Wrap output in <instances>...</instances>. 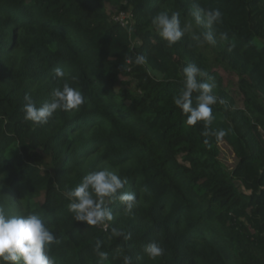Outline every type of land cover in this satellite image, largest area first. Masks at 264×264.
<instances>
[{
	"label": "trees",
	"instance_id": "16d2710c",
	"mask_svg": "<svg viewBox=\"0 0 264 264\" xmlns=\"http://www.w3.org/2000/svg\"><path fill=\"white\" fill-rule=\"evenodd\" d=\"M193 3L223 13L216 45L188 33L169 47L153 18L179 12L199 33ZM138 55L145 64L135 65ZM188 63L214 78L224 101L212 106L211 129L227 133L220 141L204 135L203 122L188 126L174 104ZM218 67L239 76L243 107ZM65 82L83 93L82 106L46 125L24 120L26 94L39 107ZM222 141L239 158L231 172L219 159ZM101 169L127 178L122 191L138 205L129 214L106 199L113 220L88 226L68 210V192ZM0 185L6 214H37L56 233V264H123V255L133 264H264V0H0ZM112 228L131 239L110 238ZM150 242L162 256L149 259Z\"/></svg>",
	"mask_w": 264,
	"mask_h": 264
},
{
	"label": "clouds",
	"instance_id": "9594fccd",
	"mask_svg": "<svg viewBox=\"0 0 264 264\" xmlns=\"http://www.w3.org/2000/svg\"><path fill=\"white\" fill-rule=\"evenodd\" d=\"M191 17L195 26L203 31H194L192 20L182 24L179 12H161L153 18L155 30L160 38L167 42L168 46L179 42L186 34L191 33L192 40L198 45L215 46L217 33L215 27L223 22V13L217 9H204L198 3H193ZM219 40L228 41L227 32L219 33ZM128 63H133L128 59ZM135 65L146 63V57L138 55L134 60ZM183 89L173 97L174 104L182 110L187 119L185 123L194 127L198 122H203L204 135H213L217 141L227 134L223 129H211L213 105L224 101L213 93L216 87L215 80L207 71L194 63H188L182 69ZM54 76L58 79L66 77L62 68L54 69ZM197 93L196 104L193 106V94ZM24 120L35 125H46L58 111L69 112L78 109L85 103V96L78 89L71 87L67 82L62 88L52 91L49 101L37 107L32 97L28 94L24 97ZM127 178H121L116 172L101 169L88 173L82 182L68 192L70 203L68 210L73 214L77 222H85L88 226H107V222L113 220V211L106 206L109 201L119 200L125 205L124 210L131 214L138 205L135 192H124ZM3 185H0L2 188ZM123 236L125 240L131 239V234H124L117 228H112L111 237ZM56 233L50 229L46 222L37 214L8 215L0 208V264H56L49 254L50 247L58 243ZM102 242L98 241L95 253L102 260L107 258V253L101 251ZM163 247L150 242L145 247V253L149 259H156L163 255ZM123 264H133L132 258L123 255Z\"/></svg>",
	"mask_w": 264,
	"mask_h": 264
},
{
	"label": "rangeland",
	"instance_id": "374dc122",
	"mask_svg": "<svg viewBox=\"0 0 264 264\" xmlns=\"http://www.w3.org/2000/svg\"><path fill=\"white\" fill-rule=\"evenodd\" d=\"M109 8L110 11L112 12V15L121 11L120 10L121 8L115 5H110ZM117 17L118 15H116L115 19ZM217 71L221 74L223 78L222 80L223 89H225L226 92L234 99L236 108L243 107L244 97L239 88V76L237 75V73L228 71L223 67H218ZM219 148H220L219 159L225 165L226 170L231 172L236 167L239 158L236 156L234 150L226 141H222L219 144Z\"/></svg>",
	"mask_w": 264,
	"mask_h": 264
},
{
	"label": "built area",
	"instance_id": "2783aa9c",
	"mask_svg": "<svg viewBox=\"0 0 264 264\" xmlns=\"http://www.w3.org/2000/svg\"><path fill=\"white\" fill-rule=\"evenodd\" d=\"M124 15V16H123ZM120 18V19H118ZM116 20L120 21L122 25H127V23L129 22L130 23V20H131V14H129L127 11L125 10H122L118 17L116 18ZM128 23V24H129Z\"/></svg>",
	"mask_w": 264,
	"mask_h": 264
}]
</instances>
